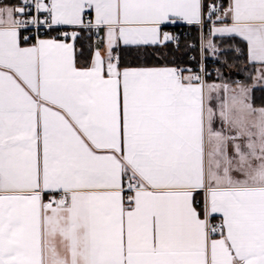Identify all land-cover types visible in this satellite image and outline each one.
Segmentation results:
<instances>
[{
    "label": "snow or ice",
    "instance_id": "obj_1",
    "mask_svg": "<svg viewBox=\"0 0 264 264\" xmlns=\"http://www.w3.org/2000/svg\"><path fill=\"white\" fill-rule=\"evenodd\" d=\"M258 83L264 0L0 3V264H264Z\"/></svg>",
    "mask_w": 264,
    "mask_h": 264
},
{
    "label": "trees",
    "instance_id": "obj_2",
    "mask_svg": "<svg viewBox=\"0 0 264 264\" xmlns=\"http://www.w3.org/2000/svg\"><path fill=\"white\" fill-rule=\"evenodd\" d=\"M4 2H8V4H16V0H4ZM191 33L190 37H187L183 34L185 27H177L174 31L180 32V47L179 50H176L175 45L170 46L167 50V60L168 61H176V62H183L184 64L194 65V61L190 60L189 58L192 56L198 55V49L189 48V44H198L197 40V32L191 28H189ZM159 58L164 59L159 53L156 55H149L150 61L153 63L156 60L158 61ZM209 68H216L217 65L209 63ZM224 76L226 79L232 80H242L246 83H251V80L248 78L249 73L244 71V64L238 63L231 68L224 69ZM215 77V74L212 75V78ZM253 99L257 106L264 105V88H254L253 89Z\"/></svg>",
    "mask_w": 264,
    "mask_h": 264
},
{
    "label": "crops",
    "instance_id": "obj_3",
    "mask_svg": "<svg viewBox=\"0 0 264 264\" xmlns=\"http://www.w3.org/2000/svg\"><path fill=\"white\" fill-rule=\"evenodd\" d=\"M13 1H14V0H13ZM0 3H2V4H8V2L6 3V2H4V0H0ZM13 5H15V4H13ZM181 26H185V25H175V26L170 27L168 30L174 33L175 29H176L177 27H181ZM158 62H159V63H163V62H164V59L159 58L158 61L156 60V61L153 62V63H158ZM254 88H264V83H258V84L255 85ZM254 88H253V89H254Z\"/></svg>",
    "mask_w": 264,
    "mask_h": 264
},
{
    "label": "built area",
    "instance_id": "obj_4",
    "mask_svg": "<svg viewBox=\"0 0 264 264\" xmlns=\"http://www.w3.org/2000/svg\"><path fill=\"white\" fill-rule=\"evenodd\" d=\"M17 2H16V4H18L19 2H20V0H16ZM183 27H185V30H184V32H183V34L185 35V36H187V37H190L191 36V31H190V27H188V26H183ZM174 34H176V35H178L179 37H180V32H175ZM195 45H197V47L196 48H192V49H198V44H195ZM208 70H209V72L210 73H212V75H214L215 74V68L214 67H212V68H209L208 67Z\"/></svg>",
    "mask_w": 264,
    "mask_h": 264
}]
</instances>
